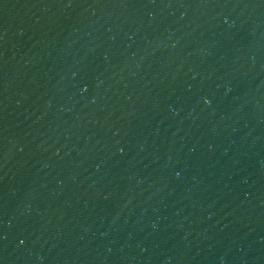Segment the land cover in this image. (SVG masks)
Listing matches in <instances>:
<instances>
[{"label":"water","instance_id":"1","mask_svg":"<svg viewBox=\"0 0 264 264\" xmlns=\"http://www.w3.org/2000/svg\"><path fill=\"white\" fill-rule=\"evenodd\" d=\"M0 264H264V0H0Z\"/></svg>","mask_w":264,"mask_h":264}]
</instances>
